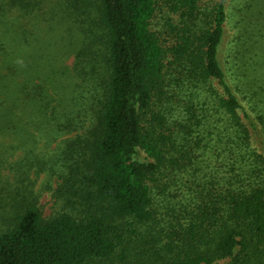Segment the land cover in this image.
<instances>
[{
    "label": "trees",
    "instance_id": "1",
    "mask_svg": "<svg viewBox=\"0 0 264 264\" xmlns=\"http://www.w3.org/2000/svg\"><path fill=\"white\" fill-rule=\"evenodd\" d=\"M202 2L171 5L187 18ZM230 2L217 0L203 29L166 49L150 29L154 0H73L61 10L78 23L67 28L79 35L67 66L48 56V0H0V167L16 183L55 176V195H68L44 217L32 192H2L0 264L106 259L131 248L138 226L151 235L139 238L142 254L157 264H264V0H242L235 14ZM167 66L180 134L152 109ZM63 136L48 158V143ZM177 137L183 159L170 156ZM182 168L193 170L196 188L183 197L195 202L164 228L152 187Z\"/></svg>",
    "mask_w": 264,
    "mask_h": 264
},
{
    "label": "rangeland",
    "instance_id": "2",
    "mask_svg": "<svg viewBox=\"0 0 264 264\" xmlns=\"http://www.w3.org/2000/svg\"><path fill=\"white\" fill-rule=\"evenodd\" d=\"M73 0H48V3L45 4L44 11L46 17H48V56H56L59 60H62L61 65L71 66L75 59V51L79 45V35L70 29L77 24L74 22V17L68 18L62 13V6L72 2ZM75 5H82L84 1L95 3V0H74ZM83 1V2H82ZM217 0H203L200 4L197 12L194 17L183 18L180 13L174 12L171 2L172 0H154V13L150 22V29L154 32L164 48H169L172 46L183 34L191 32V34L198 33L201 29L204 28L207 16L212 10L215 2ZM242 5V0H231L230 2V12L235 14L238 12V8ZM230 13V14H231ZM230 23L227 24V39L234 33L233 22L236 18L232 17ZM230 19V18H229ZM79 21H84V24L89 21L86 15H82L79 18ZM185 32V33H184ZM258 34L257 32H255ZM183 39H181L182 41ZM264 47V46H263ZM258 52L264 54V48H258ZM170 60L168 56L166 61ZM170 66H167V77L164 80L163 93L157 92L154 96L152 109L156 113H159L160 117H165V128L166 130L173 129L177 134H180L183 129L179 126V122L184 119V114L181 112L182 103L175 100V92L172 90V84L174 83V73L171 72ZM148 113V116L144 118V122H147L150 119L151 114ZM164 130V129H162ZM164 132H167L164 130ZM74 134H69L72 136ZM66 137H60L56 141L48 143V158L54 156L53 152L57 146L62 145L63 140ZM167 140V139H165ZM175 143L170 144V156L173 158H182L180 156L179 149L176 151L181 144V139L177 137V141L173 140ZM0 143H3L0 141ZM8 143V142H7ZM176 147L174 148V146ZM174 150V151H172ZM14 157L6 156L8 160L18 159L19 155L14 154ZM143 154L138 153L137 158L142 159ZM1 159V155H0ZM183 162V160H182ZM193 170L181 169L177 172H172L171 170H166L160 176H158V182L153 184L152 195L154 197L155 204L158 206L159 210L156 214V217L160 221V225L164 228H167L170 223L176 222L177 219L185 221L187 214L181 212L177 214L176 210H179L180 207L185 206L187 210H190V205L195 202V200H184L183 196H188L187 192L194 191L197 183L192 177ZM19 182L16 183V180L13 178V174L8 172L6 169L0 167V205L8 203L9 200H4L5 194L10 191L11 186L13 187L12 191L16 187L21 188L22 190H27L32 192L37 196V202L40 206L42 214L44 217H49L55 214L57 211H61L63 200H66L68 195L65 191L59 192L58 196L55 195L57 189V184L60 180L54 177L48 176V185H47V176L45 173H29L28 177L18 178ZM195 184V185H194ZM172 192L175 196H178L175 200H164L165 194L167 192ZM4 192V193H2ZM174 208V209H173ZM146 230L145 226L136 227V233H131L129 240L134 241L131 243V248H128L124 252L117 251L112 256L106 259H92L86 262L85 264H157L155 256H149L142 254V248H146L143 245L139 238H151V235L141 234L140 231ZM157 232L154 230L153 235H156ZM163 242H166L165 238L162 239ZM151 242V239H150ZM164 254L166 249L164 247ZM213 264H230L229 259L221 258L217 259Z\"/></svg>",
    "mask_w": 264,
    "mask_h": 264
}]
</instances>
